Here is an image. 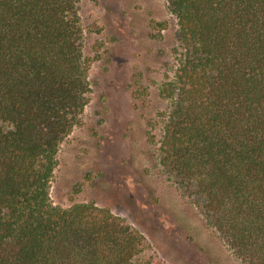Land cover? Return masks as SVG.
Segmentation results:
<instances>
[{
  "label": "trees",
  "instance_id": "16d2710c",
  "mask_svg": "<svg viewBox=\"0 0 264 264\" xmlns=\"http://www.w3.org/2000/svg\"><path fill=\"white\" fill-rule=\"evenodd\" d=\"M184 54L161 162L247 264H264V0H167ZM79 0H0V264H172L106 206L54 204L91 90Z\"/></svg>",
  "mask_w": 264,
  "mask_h": 264
},
{
  "label": "rangeland",
  "instance_id": "374dc122",
  "mask_svg": "<svg viewBox=\"0 0 264 264\" xmlns=\"http://www.w3.org/2000/svg\"><path fill=\"white\" fill-rule=\"evenodd\" d=\"M90 101L61 144L51 184L63 208L94 202L141 230L172 264H247L161 162L184 49L167 0H79Z\"/></svg>",
  "mask_w": 264,
  "mask_h": 264
}]
</instances>
